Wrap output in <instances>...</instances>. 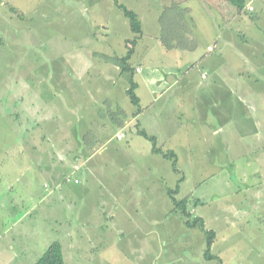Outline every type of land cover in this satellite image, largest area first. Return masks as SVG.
Masks as SVG:
<instances>
[{"label":"rangeland","instance_id":"rangeland-1","mask_svg":"<svg viewBox=\"0 0 264 264\" xmlns=\"http://www.w3.org/2000/svg\"><path fill=\"white\" fill-rule=\"evenodd\" d=\"M4 1L0 253L17 251L0 264H35L69 226L67 264H219L202 259L206 234L172 213L177 187L191 219L206 209L213 256L264 264L263 3L239 27L202 0H116L142 23L130 73L135 35L114 0ZM238 195V216L221 208Z\"/></svg>","mask_w":264,"mask_h":264},{"label":"trees","instance_id":"trees-1","mask_svg":"<svg viewBox=\"0 0 264 264\" xmlns=\"http://www.w3.org/2000/svg\"><path fill=\"white\" fill-rule=\"evenodd\" d=\"M116 5L120 8L124 16L128 19L129 21V26L131 29V32L135 35L134 40H128V49L129 51L127 52V55L122 59V62L124 64L123 71L124 72H130L132 69L130 68L129 65H127V61L131 59L134 53L135 45L139 39L142 37V23L138 16L127 9L124 5H119L116 1L114 0ZM227 2L234 8H236V11L234 12H226L230 14H240L245 10L246 7V0H227ZM132 45V46H129ZM138 88V84L131 79L130 82V87L127 90V95L129 96L131 102L133 105H135L138 108V114L141 113V101L140 98L136 94V90ZM143 136H148L147 133L142 132ZM151 141L154 143L156 142L155 138H151ZM154 152L160 155H163L167 159H171L174 163V169L177 171V159H176V154L174 152L170 153H165L161 149L156 148L154 149ZM179 192V187H177L175 190H170L169 196L171 198V201L173 202L174 209L172 210V213H179L181 216H183L185 224L188 228L193 229V228H199L202 232L206 234V251H205V257L208 260H214V259H219L216 256L212 255V246L215 242L216 239V233L211 230H207L205 227V223L203 219L201 218H196V219H191V213L188 210V199L185 198L183 200H178L176 198V195ZM220 260V259H219ZM35 264H66L65 257H64V252H63V246L59 241H55L52 244L49 245V247L46 249V251L43 253V255L37 260Z\"/></svg>","mask_w":264,"mask_h":264},{"label":"crops","instance_id":"crops-1","mask_svg":"<svg viewBox=\"0 0 264 264\" xmlns=\"http://www.w3.org/2000/svg\"><path fill=\"white\" fill-rule=\"evenodd\" d=\"M2 1V3H1V5H3V4H6V1H4V0H1ZM185 1H187V0H184V1H182V2H185ZM189 1H192V0H189ZM203 1V4L205 3L206 4V6H208V7H210V9L211 8H213V10H217V8H218V10L220 11V16L225 20V21H229L230 22V24H232L233 26H241V25H243L244 23H246V18L244 17L246 14H248V13H255L256 12V7H255V2H262L263 3V6H264V0H246V7H245V10L242 12V13H238V14H228V13H226V12H235L236 11V8H234V7H232L228 2H227V0H202ZM9 2V1H8ZM96 2V1H95ZM164 2L165 3H163V4H167V2H170V4H174V5H180L181 3V1L180 2H177L176 0H164ZM82 4L80 3V4H76L75 5V7H78V6H81ZM168 5V4H167ZM95 6H98V3H96L95 4ZM181 6V5H180ZM1 7V6H0ZM249 7H253V11H249ZM190 10V9H189ZM255 19L256 20H254V22H256L259 18L258 17H255ZM212 51V50H211ZM128 90V89H127ZM247 90H254V87H252V85L251 86H248V88H247ZM119 133H117V135H118ZM46 134L44 135V137L46 138ZM34 147V146H33ZM20 151V150H19ZM18 150H11L10 152H9V154L10 155H13V154H17L18 152H19ZM26 151V150H25ZM29 152H32L33 150H28ZM21 152V151H20ZM20 152H19V154L18 155H20ZM24 152V150H22V153ZM3 155V154H2ZM4 161H11L12 163H14V162H17V160H15V159H5ZM3 161V162H4ZM60 186V185H59ZM263 186H261L260 184H258V183H256L254 186H252V187H250V186H247V185H243V188L242 189H245V190H252L253 192H260L261 191V189H263L262 188ZM258 198H261V199H258V201L255 203V204H257V205H262V206H264V197L263 196H257ZM246 197L245 196H243L242 198H240V196L238 195V200H236L235 201V203H236V206L234 207V206H232V203H233V201L232 200H230V198H228V197H226V196H221L220 197V199H218L219 201H221V203L222 204H225V205H223V206H221V208H226V209H232L233 211H235V214L238 216V214L241 212V211H243L244 209L242 208V206L241 207H239V204L241 203V201L242 200H244ZM228 205V206H227ZM204 207L205 208H207L205 205H204ZM263 214V216H264V212L262 213ZM177 215V214H176ZM199 218H201V219H203V221L205 222V218H207L206 217V209H205V211L203 212V216H198ZM264 218V217H263ZM260 220V219H259ZM72 230V228L69 226L66 230H65V234H63V236H62V238H63V244H65V240H66V242L68 241V239H69V241H72L73 239H70L69 237H67V236H69L70 235V231ZM197 231H200V230H193V234L194 235H196V233H197ZM229 231V230H228ZM227 231V233H229ZM201 234V236H199L200 238L199 239H201L202 240V234H203V232L201 231L200 232ZM216 233V232H215ZM260 233H262V232H260ZM217 235H218V233H216V238H217ZM68 241V242H69ZM215 241H216V239H215ZM76 242V241H75ZM61 243V242H60ZM62 244V243H61ZM62 244V246H63V252L65 251V245H63ZM205 244H206V238H205ZM27 245L28 244H24V246H20L19 247V251H21L23 254L24 253H27V251H28V248H30V247H27ZM215 246V242H214V244H213V246H212V250H213V247ZM16 248L15 247H11L10 249H9V247H7V248H5L3 251L5 252V254H3L4 252H2V253H0V258H1V260L3 259H12L11 258V254H12V252H14V251H17V249L15 250ZM79 248H77V250H78ZM237 250H238V248H237ZM11 251V252H10ZM65 254H66V251H65ZM65 254H64V257H65ZM219 259H217L218 260V263L219 264H225V262L219 257V256H217ZM23 258H28L27 257V255L25 254V255H23ZM35 258L36 257H34V259L33 260H31L28 264H31L34 260H35ZM66 259H67V257H66ZM66 259H65V261H66ZM202 259L204 260V261H216V259H214V260H208L206 257H205V251H202ZM67 264V263H66Z\"/></svg>","mask_w":264,"mask_h":264},{"label":"built area","instance_id":"built-area-1","mask_svg":"<svg viewBox=\"0 0 264 264\" xmlns=\"http://www.w3.org/2000/svg\"><path fill=\"white\" fill-rule=\"evenodd\" d=\"M249 10L250 11H253L254 9H253V7H249ZM209 50H212V48L211 47H209ZM140 71V69H138V72ZM117 138L119 139V140H122L123 138H124V134L123 133H119L118 135H117ZM77 182V181H76Z\"/></svg>","mask_w":264,"mask_h":264}]
</instances>
